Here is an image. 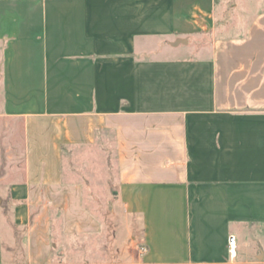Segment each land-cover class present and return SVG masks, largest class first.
<instances>
[{
    "label": "crops",
    "instance_id": "crops-1",
    "mask_svg": "<svg viewBox=\"0 0 264 264\" xmlns=\"http://www.w3.org/2000/svg\"><path fill=\"white\" fill-rule=\"evenodd\" d=\"M255 1L0 0V264H264ZM103 137L116 237L65 165Z\"/></svg>",
    "mask_w": 264,
    "mask_h": 264
},
{
    "label": "rangeland",
    "instance_id": "rangeland-1",
    "mask_svg": "<svg viewBox=\"0 0 264 264\" xmlns=\"http://www.w3.org/2000/svg\"><path fill=\"white\" fill-rule=\"evenodd\" d=\"M257 6L258 3L255 1L252 8L255 9ZM108 137L109 143L112 144L111 135ZM106 139L104 137L101 138L96 147L79 149L75 154H68L65 159V165L66 168H71L78 172L80 176L78 179L85 186V202L90 209L101 217L103 230L107 233V237L112 236L114 233L116 237L119 225L116 217L118 216V211L114 206L115 190L117 189L116 171L113 162L110 161L113 154L110 147L105 145ZM121 236L123 250L128 247L132 251L133 248L129 243L126 246L124 231ZM130 255L132 256V253ZM130 255L128 259L126 257L122 259V262L129 264L133 261ZM96 258L101 260V255L96 256Z\"/></svg>",
    "mask_w": 264,
    "mask_h": 264
},
{
    "label": "built area",
    "instance_id": "built-area-1",
    "mask_svg": "<svg viewBox=\"0 0 264 264\" xmlns=\"http://www.w3.org/2000/svg\"><path fill=\"white\" fill-rule=\"evenodd\" d=\"M236 247H237V238L236 236L232 235L229 238V251L232 255L236 253ZM143 251L146 250V248H142Z\"/></svg>",
    "mask_w": 264,
    "mask_h": 264
},
{
    "label": "water",
    "instance_id": "water-1",
    "mask_svg": "<svg viewBox=\"0 0 264 264\" xmlns=\"http://www.w3.org/2000/svg\"><path fill=\"white\" fill-rule=\"evenodd\" d=\"M182 42L187 43L188 40L185 39V38H179V39L175 42V44H180V43H182Z\"/></svg>",
    "mask_w": 264,
    "mask_h": 264
}]
</instances>
